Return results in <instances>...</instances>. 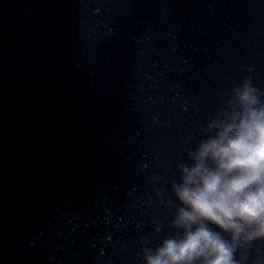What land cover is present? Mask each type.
<instances>
[{
    "label": "water",
    "instance_id": "1",
    "mask_svg": "<svg viewBox=\"0 0 264 264\" xmlns=\"http://www.w3.org/2000/svg\"><path fill=\"white\" fill-rule=\"evenodd\" d=\"M245 78L264 93V0H0V264H143Z\"/></svg>",
    "mask_w": 264,
    "mask_h": 264
},
{
    "label": "clouds",
    "instance_id": "2",
    "mask_svg": "<svg viewBox=\"0 0 264 264\" xmlns=\"http://www.w3.org/2000/svg\"><path fill=\"white\" fill-rule=\"evenodd\" d=\"M228 95L190 163L177 165L175 204L166 201L175 231L155 248L144 243L143 264H239L237 252L264 239V93L245 78Z\"/></svg>",
    "mask_w": 264,
    "mask_h": 264
}]
</instances>
